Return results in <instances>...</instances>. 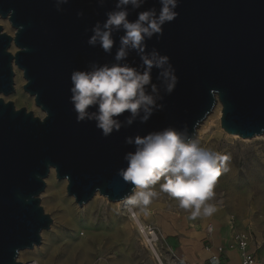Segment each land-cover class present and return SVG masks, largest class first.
<instances>
[{
	"label": "water",
	"instance_id": "water-1",
	"mask_svg": "<svg viewBox=\"0 0 264 264\" xmlns=\"http://www.w3.org/2000/svg\"><path fill=\"white\" fill-rule=\"evenodd\" d=\"M115 3L105 0L101 7L98 0H70L60 12L55 0H0V18L15 30L12 37L0 26V96L15 92L17 67L26 81L24 91L44 113L36 117L0 98V264H22L19 254L39 247L42 233L50 230L53 220L40 196L52 171L67 182V194L79 207L97 194L119 203L132 191L118 175L127 167L124 156L136 150L126 137L168 126L187 128L197 137L218 104L227 134L264 136V0H180L179 16L164 26L161 38L147 42L149 51L156 48L171 58L179 76L167 95L155 79L159 70H153L164 108L147 123L137 118L108 137L94 121L78 123L69 99L70 76L76 69L91 70L94 63H117L123 29L113 30L111 54L90 46L92 33L86 31L105 20ZM153 5L159 8L158 0H148L139 10L129 5V19ZM81 11L83 17L77 15ZM119 63L138 67L141 62L129 50Z\"/></svg>",
	"mask_w": 264,
	"mask_h": 264
},
{
	"label": "clouds",
	"instance_id": "clouds-1",
	"mask_svg": "<svg viewBox=\"0 0 264 264\" xmlns=\"http://www.w3.org/2000/svg\"><path fill=\"white\" fill-rule=\"evenodd\" d=\"M70 0H55L57 11L63 12ZM105 0H98L103 7ZM148 0H116L115 7L105 13L106 19L97 21L91 29L87 43L99 46L111 54L115 41L113 30L123 29L120 47L115 54L114 64H92L91 70H73L70 76V103L76 113L77 122L94 121L104 137L118 132L127 124L131 126L137 118L141 123L164 108V96L160 86L154 82L153 70L157 69L156 80L163 85L165 93L171 95L178 83L177 69L168 55L153 48L148 50V41L161 38L164 26L173 22L179 12L180 0H158L159 8L153 5L137 11L135 20L129 19V8L139 10ZM83 17L81 11L77 14ZM129 50L139 56L140 65L119 63L126 60ZM150 88V91H149ZM95 108V111L90 109ZM125 113H128L125 116ZM143 113V115H141ZM124 117V120L120 118ZM126 144H134L135 152H128L124 159L127 167L118 175L132 186L131 194L124 198L126 214L136 220L141 214H149V206L160 193L175 200L179 209L190 210V218L211 216L216 207L208 203L214 196V187L228 156L212 148L203 147L200 139L191 135L187 128L168 126L147 135L126 137ZM158 185V189L154 186ZM213 264L216 260L213 257Z\"/></svg>",
	"mask_w": 264,
	"mask_h": 264
},
{
	"label": "rangeland",
	"instance_id": "rangeland-1",
	"mask_svg": "<svg viewBox=\"0 0 264 264\" xmlns=\"http://www.w3.org/2000/svg\"><path fill=\"white\" fill-rule=\"evenodd\" d=\"M7 20L0 18V26L14 37L15 30ZM13 49V50H12ZM12 54L17 52L13 45ZM15 71V92L5 97L17 110L25 108L36 117L44 113L36 107L34 98L23 89L26 84L23 72ZM238 137V136H237ZM200 143L229 159L227 170H221L214 187V196L208 203L216 207L209 217L190 218V210L179 209L175 200L160 193L149 206L153 215L142 216L145 225L158 227L165 238L161 251H173L180 259H187L199 234L207 235V227L227 231L232 223L235 230H251L258 240L259 263L264 264V138L234 139L215 122L203 134ZM249 140V141H248ZM247 141V142H246ZM46 188L40 196L41 206L52 220L50 230L42 233V244L19 254L22 264H159L145 238L133 225L128 214L107 198L97 195L83 207L67 194V182L59 181L55 172L45 179ZM158 189V185L154 186ZM128 207V206H127ZM219 230V229H218ZM166 263V262H165ZM237 263L232 258V264Z\"/></svg>",
	"mask_w": 264,
	"mask_h": 264
},
{
	"label": "built area",
	"instance_id": "built-area-1",
	"mask_svg": "<svg viewBox=\"0 0 264 264\" xmlns=\"http://www.w3.org/2000/svg\"><path fill=\"white\" fill-rule=\"evenodd\" d=\"M214 232L213 226L207 227V233L212 235ZM146 235L144 236V234ZM148 246L151 248L159 264H192L188 261L180 259L177 255L171 252H164L159 249L160 244L164 240L160 229L154 225L146 227L143 233ZM256 243L257 249H260V243L255 241L254 233L251 230H244L241 232H234L231 243L225 246H218L213 248L211 245L206 246V251L209 252L210 257L198 264H213V257L216 264H226L225 254L227 250H237L240 254V264H257L255 252L251 251V246ZM166 262V263H165Z\"/></svg>",
	"mask_w": 264,
	"mask_h": 264
},
{
	"label": "crops",
	"instance_id": "crops-1",
	"mask_svg": "<svg viewBox=\"0 0 264 264\" xmlns=\"http://www.w3.org/2000/svg\"><path fill=\"white\" fill-rule=\"evenodd\" d=\"M230 224L231 225L228 227V230L226 232L222 231L220 229V226H219V228L216 229L212 224L209 225V226H213V228H214L213 234L215 232L219 231L218 232L219 238L215 239L213 237V234L209 235L207 233L206 236H204L203 234H199L197 240L193 242L194 245H193L191 251L188 252L187 259H185V261H188L192 264H198V263H201V262L207 260L210 257L209 252L206 251L207 245H211L213 248L218 247V246L227 247L231 243L232 236H233L234 232H241V231L235 230L232 223H230ZM242 231H244V230H242ZM164 240H165V238H164ZM258 240H255V241L257 242ZM258 250L259 249H257L256 243H253V245L251 246V251L255 252L257 264L259 263L258 262L259 261L258 260L259 259ZM164 252L167 253V252H171V251L168 250V251H164ZM233 257L236 258V260H237V263H235V264H240V254L237 250H227L226 251V254L224 257L226 264H232V258Z\"/></svg>",
	"mask_w": 264,
	"mask_h": 264
},
{
	"label": "bare ground",
	"instance_id": "bare-ground-1",
	"mask_svg": "<svg viewBox=\"0 0 264 264\" xmlns=\"http://www.w3.org/2000/svg\"><path fill=\"white\" fill-rule=\"evenodd\" d=\"M5 24H7V21L5 22ZM12 34L15 35V33L13 32ZM13 50V49H12ZM16 68V67H14ZM221 118H222V107L220 104L217 105V107L215 108L214 112L208 117V119L203 123L201 124V126L199 127L198 129V138H201L203 136L204 133H206L208 130H210L213 126V124L215 122H220L221 121ZM227 136H231L229 134H227ZM232 138L234 139H238L239 137L237 136H232ZM263 137H256L254 138L253 140H259V139H263ZM249 141V140H248ZM247 142V141H246ZM54 171H52L53 173ZM98 195V194H97ZM115 205L121 207V210L122 212L125 214L126 213V208H127V205H125L124 201L122 202H119V203H116ZM153 215V212H151V210L149 211V214L147 215V217H150ZM217 219H214L213 220V226L215 227L216 226V223H217ZM129 223H130V226L133 225L134 227H136L139 231V234H142L145 232V229L147 227V225H145V223L143 222L142 220V216L139 215L137 217L136 220H132L131 218H129ZM216 228V227H215ZM217 229V228H216ZM219 231L215 232L213 234V237L215 239H218L219 238ZM146 235V233L144 234V236Z\"/></svg>",
	"mask_w": 264,
	"mask_h": 264
}]
</instances>
